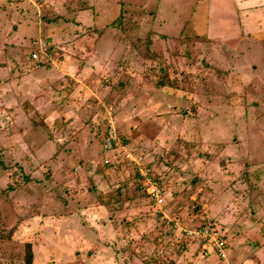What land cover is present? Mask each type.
Segmentation results:
<instances>
[{
	"label": "rangeland",
	"instance_id": "obj_1",
	"mask_svg": "<svg viewBox=\"0 0 264 264\" xmlns=\"http://www.w3.org/2000/svg\"><path fill=\"white\" fill-rule=\"evenodd\" d=\"M261 22L264 0H0V264L26 243L32 264H264Z\"/></svg>",
	"mask_w": 264,
	"mask_h": 264
},
{
	"label": "built area",
	"instance_id": "obj_2",
	"mask_svg": "<svg viewBox=\"0 0 264 264\" xmlns=\"http://www.w3.org/2000/svg\"><path fill=\"white\" fill-rule=\"evenodd\" d=\"M40 44V43H39ZM42 47H44L45 49H42L41 47V51H45L47 47H45V43L44 41L42 42V44L40 45ZM39 55L38 51H33L31 53L32 58H37ZM116 143V133L113 129V126H109L104 141H103V148L105 150L107 149H111L113 147V145ZM159 190L157 189H152L151 191H148L149 194H151L157 202H161V198L158 197ZM194 233L198 236H202L204 238L205 241L209 242L213 249H215V252L217 251L220 255L224 254V244L225 242L222 239V233H220V231L215 228V227H211V225H204V226H200L197 230L194 231Z\"/></svg>",
	"mask_w": 264,
	"mask_h": 264
},
{
	"label": "crops",
	"instance_id": "obj_3",
	"mask_svg": "<svg viewBox=\"0 0 264 264\" xmlns=\"http://www.w3.org/2000/svg\"><path fill=\"white\" fill-rule=\"evenodd\" d=\"M252 2H255V0H252ZM237 4H240V3H237ZM224 6H226V4H225ZM238 7H239V5H238ZM225 8H226V9H225ZM225 8H224L223 10H221L222 14H221V13L219 14V17L222 16L221 18H222V20H223V21H222V25L219 24V25H221V27L226 26L224 18H225V17H228V16H226V15L229 14V12L227 11V6H226ZM217 14H218V12H217ZM259 15H260V13H257L256 11H254V13L252 14L253 17H251V19L248 20V23L257 24V26H258V25L260 24L259 21H258V18L260 17ZM249 16H251V15H249ZM249 16H248V17H249ZM261 24H264V22H263V23L261 22ZM247 25L252 26L251 24H247ZM255 26H256V25H255ZM237 27H238V26H237Z\"/></svg>",
	"mask_w": 264,
	"mask_h": 264
},
{
	"label": "trees",
	"instance_id": "obj_4",
	"mask_svg": "<svg viewBox=\"0 0 264 264\" xmlns=\"http://www.w3.org/2000/svg\"><path fill=\"white\" fill-rule=\"evenodd\" d=\"M48 48H49V45H47L46 52L48 51ZM35 51H38V50H35ZM42 53H45V51H43ZM25 246H26V252H25V257H24L25 258V264H32V256L33 255H32V251L30 249V244L29 243H26Z\"/></svg>",
	"mask_w": 264,
	"mask_h": 264
}]
</instances>
